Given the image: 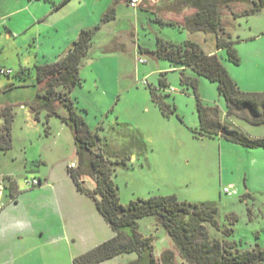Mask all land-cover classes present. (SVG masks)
<instances>
[{
  "label": "rangeland",
  "instance_id": "1",
  "mask_svg": "<svg viewBox=\"0 0 264 264\" xmlns=\"http://www.w3.org/2000/svg\"><path fill=\"white\" fill-rule=\"evenodd\" d=\"M8 1L10 3V0H0L2 17L6 12L16 11L23 6L13 0L14 6L7 9L4 4ZM25 2L28 0H24ZM128 3L124 0L115 3L117 17L104 24L97 32L93 47L81 65L82 85L70 94L78 114L100 136L97 150L103 152L111 161L120 163L115 166L114 181L119 188L122 204L127 205L139 198L168 196H176L179 201L194 204L209 202L219 209L217 218L223 226L222 229L226 226L234 229L230 241L237 242L244 249L255 248L257 245L264 247V177L253 179L250 174L247 179L238 170L234 162L237 157L234 150L237 146L231 142L219 138L196 137L194 132L199 128V117L194 89L181 85L183 72L180 69H171L169 62L157 58L153 53L144 54L141 50L146 48L154 52L158 38H162L173 43L192 40L210 53L217 51L216 35L161 26L156 21V15L143 11L140 6L132 8ZM110 5L111 0H102L89 19H82L78 23L86 28H94ZM244 6L246 7H239L242 9ZM224 13L227 32L235 42L234 48L242 62L240 66H235L227 60L226 52L219 51L223 65L234 68L243 78L255 80L264 86V33L259 38L255 37L259 34L257 32H264V14L238 20L228 9ZM12 21L16 26L21 22L17 15ZM75 23L71 17H66L61 26L63 33H67ZM1 29L4 30V27ZM28 33L30 36L34 35L35 28ZM48 38L47 44L39 46L38 42L33 43L26 51H20V55L18 52L0 51V64L17 66L20 57L32 69L37 63H53L55 56L62 55L66 47L52 49L49 43L57 38L53 34H49ZM140 58L146 59L147 63L140 64ZM162 69L168 70L161 72ZM185 75L200 81L198 95L205 105L219 106V102L225 105L216 83L199 77L191 70L185 72ZM164 78L169 84L168 93L160 86V80ZM1 83L8 84L10 80L2 76L0 85ZM18 84L19 88L15 91L4 94L13 103L16 122L13 125V150L7 154L0 153L3 157L0 161L1 165L10 166L20 172L22 196H29L37 188H28L25 178L33 179L38 176V172L45 174L53 170L59 162L70 165L74 162L77 165L78 157L73 132L59 118H50L52 134L48 138L44 132L47 112L41 110V120H35L32 108L40 102L37 98L39 86L36 77L30 78L26 84ZM152 90L173 109L176 108L173 115L163 116L152 99ZM4 96L0 95V101L6 99ZM22 103L26 106V112L19 107ZM57 110L63 115L67 114L62 106L57 107ZM28 114L31 115V124L34 127L32 131L38 129L41 136L34 138L32 145L28 144L26 158L22 129L26 121L24 115ZM232 121L244 123L238 119ZM34 156H38L35 162ZM16 158L17 161L13 162L12 159ZM43 158L48 160V164L41 162ZM62 166L64 167L63 164ZM246 183L253 199L244 198L247 192ZM86 184L90 188L94 186L91 179H87ZM230 184L237 189L238 195L229 196L224 193V187ZM229 217H235L237 221L231 225ZM155 219L148 217L140 220L141 230H151ZM163 230L167 235L165 229ZM209 230L213 238L225 239L221 231L211 226ZM157 232L153 233L156 236L155 256L160 259L166 248L172 250L175 247L173 242L168 244ZM51 235H32L27 239L26 249H29V254L26 259L29 258L31 264H73L76 257L85 254L82 252L86 248L82 244L51 242L55 232ZM130 258L131 256L124 255L112 264H129ZM176 260L182 263L178 252Z\"/></svg>",
  "mask_w": 264,
  "mask_h": 264
},
{
  "label": "trees",
  "instance_id": "2",
  "mask_svg": "<svg viewBox=\"0 0 264 264\" xmlns=\"http://www.w3.org/2000/svg\"><path fill=\"white\" fill-rule=\"evenodd\" d=\"M69 1L65 0L62 5ZM236 5H246L247 8L242 13H233V17H246L264 9V0H161L156 4L141 0L139 6L143 11L156 15V21L161 26L216 35L217 49L225 50L227 60L239 66L241 58L233 47L234 42L224 22V10ZM116 16L115 7L110 8L97 26L81 30L63 58L34 68L39 86L37 98L40 100L32 108L35 118L40 121L41 110L47 112L44 123L47 135L50 134L49 120L53 116L72 130L78 163L76 167H69L68 173L77 190L93 200L114 233L112 239L76 257L73 264H101L128 254L137 255V259L129 264H264V249L259 245L244 249L237 242L230 241L234 229L227 226L222 229L217 218L219 209L215 204L179 201L176 196L139 198L127 205L122 204L119 188L114 181L115 166L120 163L111 161L97 150L100 136L78 114L70 96L76 87L82 85L81 65L93 47L97 32L104 24L115 20ZM141 50L144 54L153 53L157 58L169 62L171 69H180L183 72L181 85L194 89L199 117V128L194 132L196 137H221L245 148L264 149V138H252L243 131L222 123L219 107L206 106L200 99L199 80L185 75V71L189 69L199 77L216 83L220 96L225 100L228 116L240 117L252 125H263L264 92L241 91L217 54H208L199 43L192 40L173 43L162 38H158L154 52L146 48ZM2 71L0 70V75H13L24 82L32 78V69L11 71L10 74ZM160 86H168L165 78L160 80ZM11 89L13 86L7 87V91ZM151 94L163 116L170 117L175 113L176 108L173 109L154 90ZM59 106L64 107L67 114H61L57 110ZM0 119H4V125L0 129V152H9L13 149V106L0 109ZM87 179L93 181L92 188L87 186ZM5 181L6 190L15 201L18 195L17 184L10 177L5 178ZM148 217L156 218L175 247L173 250L163 251L160 259L155 256V237L144 236L140 230L139 221ZM229 219L231 225L237 221L235 217ZM209 226L221 231L225 239L213 238ZM177 252L182 263L176 260Z\"/></svg>",
  "mask_w": 264,
  "mask_h": 264
},
{
  "label": "crops",
  "instance_id": "3",
  "mask_svg": "<svg viewBox=\"0 0 264 264\" xmlns=\"http://www.w3.org/2000/svg\"><path fill=\"white\" fill-rule=\"evenodd\" d=\"M17 1L22 3L23 6L21 8L16 11L11 10L6 12L7 14H5L3 17L0 16V25H2L0 26V51H5L7 53L18 52V55H20V51H26L27 47L33 46V43L38 42L39 46L43 43V45L47 44V38L49 34H53L57 39L56 41L53 40L49 43L52 49H55L56 47L59 49H62L63 46L66 47V50L62 55L55 56V62L67 54L73 42L78 38L81 30L91 29L86 28L85 26H80L78 21L82 19H89L90 16L95 13L97 4L102 0H70L65 5H62L65 0H28V2L25 3L24 0ZM118 1L119 0H111L112 5H110L108 9L103 12L101 19L110 8L115 7V3ZM124 1L127 3L129 2V0ZM149 1L152 4H156L160 3L161 0ZM10 6H14L13 0H10V3L8 1L6 4H4V7L7 9H10ZM239 6L243 5H236L232 9H228L231 12V15L233 13H242L247 8V6H244L245 8L242 7L241 9ZM258 14H264V9L254 15L235 19H251ZM16 15L21 21L19 22V26H16V23L13 25L14 23L12 20ZM66 17H71L76 21V23L67 33H63L61 26L66 20ZM2 27H4V30L1 29ZM18 27L21 28L18 30ZM33 28H35V33L34 35L30 36L28 32ZM257 33L259 34H257L258 36L255 37L259 38L264 32ZM35 47L38 49L37 46ZM39 49L42 48L40 47ZM219 51L225 52V50L217 49V51L210 52L208 54H217L220 57L221 52ZM262 51L263 54L264 48H262ZM36 65L42 64L37 63L35 66ZM225 67L241 91L250 93L264 92V86L260 85V83L257 81L245 79L243 78V75H238L234 68L230 66ZM34 68L32 69L30 64L23 62L22 57H20L19 64L17 66H11L7 63L3 65L2 63L0 64V70H11L16 72L20 69H32V77H35ZM167 70L168 69H162L160 71L165 72ZM187 71H189V69L185 72ZM2 76H6L8 80H10V83L8 84L3 85L1 83L0 95L2 96L19 88L18 83L26 84V82L15 78L13 75H0V79H2ZM167 85L168 86L166 88H163L166 93L169 91L168 82ZM10 86H13V89L7 91V87ZM4 97L6 99L3 98V101H0V109L6 106H13V103L7 98V95ZM209 106L215 107L217 105ZM19 107L22 111L26 112L25 104L22 103ZM217 107H219L220 110V120L222 123L230 126L231 128H237L252 138H264V124L256 126L250 124L240 117L228 116L226 103L223 106L221 102H219V106ZM24 116L26 121H24L25 127L22 130L24 135L23 140L25 142L24 148L26 150L25 157L28 158V144L31 143L32 145L33 139L36 137L39 138L41 134L38 129L36 130L37 132L32 131L34 127L31 124V115L28 114ZM223 116H225V119H223ZM17 117L18 114L16 115V118ZM233 119H238L244 123L240 124L239 122L232 121ZM14 122H16V119ZM3 125L4 119H0V129L3 127ZM13 134L14 129L12 131V136ZM51 134V131L49 135H47L45 132V136L47 138L50 137ZM201 137L208 138L205 136ZM216 138L223 140L221 137ZM234 145L237 146V149L234 150L237 155L234 162L237 165L238 170L242 171V173L246 175L247 179L249 178L250 174L253 179L263 178L264 149H249L237 144ZM9 152L0 153L7 154ZM41 155L43 154H40V156ZM36 157L38 156H34L33 158L34 162L36 161ZM2 158L3 157L0 155V160ZM12 160L13 162H16L17 158ZM41 162L45 165L48 164V160L46 158H43ZM1 164L2 163L0 161V182L2 181L6 185L7 181H5V178L10 177L13 179L18 187V195L15 201L11 199L10 193L7 190L2 195V204H0V264H31V261L28 260L29 258L26 259V256L29 254V249H26V241L32 235L44 236L46 234L51 235V233L55 232L51 242L58 243L62 241L71 245L80 243L86 248V250H84L82 253H86L114 237L113 231L97 210L93 200L85 194L80 193L71 179L68 173V168L75 164L74 162L71 165L59 162L56 164L57 166L53 170L45 174L38 172V176H35L34 178L41 180L43 185L30 193L29 196H22L19 184L20 172L10 166H3ZM247 165L248 167H246ZM25 169H27L26 166ZM247 169L249 170L247 171ZM26 179L28 178H25V181ZM246 185L247 192L244 198L253 199L254 197L248 188L249 185L247 183ZM229 186L233 185L230 184ZM155 231H158L157 234L162 235L163 240H167V242H169L168 244H171V238L166 235V233H164L163 228L159 226L156 219L153 221L151 230H148L147 232L141 230L144 236H154L153 233ZM15 244H18V246L16 247ZM262 248L264 249V247ZM167 249L168 248L165 250ZM128 256H131L130 262L137 259L136 254H128ZM120 257L121 256L101 264H112Z\"/></svg>",
  "mask_w": 264,
  "mask_h": 264
},
{
  "label": "built area",
  "instance_id": "4",
  "mask_svg": "<svg viewBox=\"0 0 264 264\" xmlns=\"http://www.w3.org/2000/svg\"><path fill=\"white\" fill-rule=\"evenodd\" d=\"M141 0H129V4L132 8H138L140 5ZM140 64H145L147 63V60L144 58L139 59ZM2 73L10 74L11 70H3ZM71 167H76L75 164H73ZM26 185L30 189H35L39 188L43 185V182L37 178H28L25 181ZM6 187L5 184L1 181L0 182V204H2V195L5 193ZM224 193L229 195V196H235L238 195V191L234 186H228L224 188ZM2 206V205H1Z\"/></svg>",
  "mask_w": 264,
  "mask_h": 264
}]
</instances>
